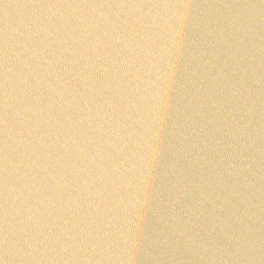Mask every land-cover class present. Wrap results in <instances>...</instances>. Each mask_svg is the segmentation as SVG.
Instances as JSON below:
<instances>
[{
  "label": "water",
  "instance_id": "obj_1",
  "mask_svg": "<svg viewBox=\"0 0 264 264\" xmlns=\"http://www.w3.org/2000/svg\"><path fill=\"white\" fill-rule=\"evenodd\" d=\"M0 264H264V0H0Z\"/></svg>",
  "mask_w": 264,
  "mask_h": 264
}]
</instances>
